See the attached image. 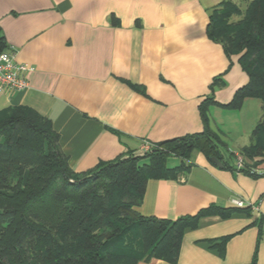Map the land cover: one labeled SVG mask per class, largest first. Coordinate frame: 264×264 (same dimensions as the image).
<instances>
[{"label":"crops","instance_id":"crops-1","mask_svg":"<svg viewBox=\"0 0 264 264\" xmlns=\"http://www.w3.org/2000/svg\"><path fill=\"white\" fill-rule=\"evenodd\" d=\"M223 1L0 0V34L32 68L26 89L0 92V112L23 106L49 117L78 175L145 156V146L200 133L205 123L238 154L263 107L251 97L240 109L226 106L249 76L240 56L209 36ZM177 157L168 167L181 164ZM185 161L189 169L176 176L148 178L141 215L176 220L237 208L234 199L258 210L204 214L185 230L176 261L138 264H264V162L255 176L198 149Z\"/></svg>","mask_w":264,"mask_h":264},{"label":"trees","instance_id":"trees-1","mask_svg":"<svg viewBox=\"0 0 264 264\" xmlns=\"http://www.w3.org/2000/svg\"><path fill=\"white\" fill-rule=\"evenodd\" d=\"M241 1L247 2L248 7L238 23L239 30L217 34L213 29L214 12L208 27L209 36L221 42L229 56L240 54L239 62L249 76V82L226 105L234 109H240L246 98L264 101V0ZM7 46L0 34V52ZM202 113L206 117L204 106ZM259 127L257 123L251 135L258 133ZM195 149L209 159L218 157L225 168L238 170L236 153L205 123L202 132L157 144L145 156L102 163L78 175L62 153L59 134L49 117L23 106L1 111L0 264H110L108 258L113 249L109 244L139 231L161 239L130 264L152 257L176 261L188 227L195 226L204 214L226 217L236 208L212 206L195 216L176 220L147 217L137 211L148 178L171 177L188 170L190 165L185 160ZM239 154L245 159L240 171L258 176L250 168H259L264 162L261 145L256 151L246 145ZM171 156L182 158L181 164L168 167ZM131 184L136 193H131ZM118 188H122L125 203L113 201ZM241 208L250 210L238 206L236 209ZM171 223L177 227L168 229ZM144 235L138 241L140 247L145 244ZM43 244L48 246L44 252L38 248Z\"/></svg>","mask_w":264,"mask_h":264},{"label":"rangeland","instance_id":"rangeland-1","mask_svg":"<svg viewBox=\"0 0 264 264\" xmlns=\"http://www.w3.org/2000/svg\"><path fill=\"white\" fill-rule=\"evenodd\" d=\"M247 7H248L247 2H242L241 0H226V2L223 3L221 7H219L216 11H214V14H213L214 31L217 34H228V33L231 34L232 32L239 30L240 26L238 25V23L243 18L244 13L247 10ZM235 52L239 53V51L237 50H235L234 53ZM233 55L240 56V54H233ZM257 99H259L263 107V113H262L261 119L258 121V124L260 125V127L258 130V133H256L255 135L252 134L250 135V137L247 136L242 140L243 142L242 147L246 145H250V146H253L254 150L256 151V147L261 145L264 151V101L260 98H257ZM229 145H230L231 150L234 151L235 149H237V145L234 142L229 141ZM242 147L240 148V150L242 149ZM172 159H179V158L177 156L169 157V160H168L169 164L173 162ZM134 187L135 185L131 184L130 186L131 193H136ZM130 196L128 195V200L130 199ZM113 201L115 204L125 203L127 201V199L123 198L122 188L116 189L114 193ZM171 227L176 228L177 225L171 223L167 226L168 229H170ZM144 234L141 233L140 231L139 232H129L127 234L128 237L124 236L121 238V240H117L114 243L111 242L109 244V247H111L110 249H113V251L110 253V257L108 258V260L110 261V264H130V263L137 262L143 256V254L145 253V250L147 249V247L150 246V244H153V246H155L156 243L158 242L159 237L149 235V233L147 235L146 234L144 235ZM143 235H144L145 244L140 247L138 241L141 240ZM158 236H160V234ZM116 246H119V249ZM47 247L43 244L41 247H38V248L44 252L45 249H47ZM141 253H142V256H141Z\"/></svg>","mask_w":264,"mask_h":264},{"label":"built area","instance_id":"built-area-1","mask_svg":"<svg viewBox=\"0 0 264 264\" xmlns=\"http://www.w3.org/2000/svg\"><path fill=\"white\" fill-rule=\"evenodd\" d=\"M31 69L29 65L17 61V50L15 47L7 46L3 52H0V92L26 89L29 85L26 74ZM152 147L151 145L145 146L143 152L150 150ZM236 156V167L240 170L245 166V159L239 153L236 154ZM259 171V168H250V172L253 174H259ZM233 203L238 207H249L250 210L253 211L258 210L256 206L246 204L245 201L241 199H234Z\"/></svg>","mask_w":264,"mask_h":264},{"label":"water","instance_id":"water-1","mask_svg":"<svg viewBox=\"0 0 264 264\" xmlns=\"http://www.w3.org/2000/svg\"><path fill=\"white\" fill-rule=\"evenodd\" d=\"M215 164H217L218 166L222 167L223 166V161L221 159H219L216 156H213L211 159Z\"/></svg>","mask_w":264,"mask_h":264}]
</instances>
